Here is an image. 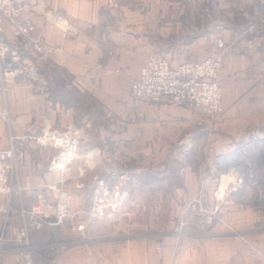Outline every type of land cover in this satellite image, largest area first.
Here are the masks:
<instances>
[{
  "label": "crops",
  "instance_id": "1",
  "mask_svg": "<svg viewBox=\"0 0 264 264\" xmlns=\"http://www.w3.org/2000/svg\"><path fill=\"white\" fill-rule=\"evenodd\" d=\"M42 1L47 10L73 22L77 33L66 36L41 13H23L22 18L31 20L47 43L60 49L49 58H34L41 76L48 75L47 71H65L81 95L93 99L97 90L107 92V96L112 93L98 82L96 71L122 69L137 76L146 58L157 53L160 42L170 36H166V29L182 28L184 33L185 28H193L192 20L197 21L195 26L206 27L205 15L215 13L214 27L222 29L220 34L215 32L216 37L227 41L234 37L237 41L221 71L224 114L214 131L209 132L206 118L198 111L133 101L126 89L121 98L98 97L103 105L117 108V131L111 138L102 127L97 141L80 145L79 158L64 174L66 189L73 195L75 210H89L94 181L114 173L125 174L138 208L134 217L125 213L110 222H89L82 234L71 232L70 222L65 223L60 228L64 240L70 232L71 237H81L82 241L64 249L55 264H228L225 253L230 256L229 248L222 241L198 244L190 236L178 238L175 230L187 213L203 206L209 210L218 207L216 189L221 177L233 168H246L239 164L241 155L264 151V26L252 27L261 1ZM5 37L14 44L8 24ZM204 39L185 46L190 61L211 53V43L204 45ZM201 45L205 48L199 49ZM193 47L196 50L189 51ZM66 99L62 92L42 95L24 85L14 87L9 93L12 127L7 132L0 122V150L8 147L11 134L37 137L47 118L61 131L96 114L88 101L80 100L78 106L76 100ZM112 142L118 146L114 150L109 149ZM57 154L53 148L27 140L20 182L34 186L58 181L61 173L50 169ZM80 167L86 169L84 189L79 188ZM4 200L0 194V203ZM34 203L27 195L22 201H12L15 208L28 209ZM20 224L19 216L13 214L9 237ZM217 227L218 223L212 230L218 232ZM33 233L41 231L31 233L36 239L38 235ZM159 239L166 243L162 253L157 250ZM16 260L17 255L8 253L1 256L0 264H15Z\"/></svg>",
  "mask_w": 264,
  "mask_h": 264
},
{
  "label": "built area",
  "instance_id": "2",
  "mask_svg": "<svg viewBox=\"0 0 264 264\" xmlns=\"http://www.w3.org/2000/svg\"><path fill=\"white\" fill-rule=\"evenodd\" d=\"M261 2L260 12L252 27L264 26V0ZM28 10L41 13L48 23L66 36L77 33L73 22L59 12L47 10L42 0H0V122L3 124L11 123L8 96L14 87L24 85L42 94H51L54 90L51 79L43 82L34 58H49L60 52V49L47 43L31 20L22 18ZM6 24L12 27L14 44L5 37ZM236 43L234 37L231 41L216 37L211 53L202 61H187L176 66L157 53L149 55L140 78L130 80L133 96L154 104L187 107L201 113L206 120H219L223 112L221 71L231 46L234 47ZM22 49L25 51L22 52ZM96 135V118L90 117L72 123L61 131L54 129L47 118L37 137L9 136L8 147L0 150V194L5 196V200L0 203V258L13 253L17 255L15 264L56 263L64 249L77 243L64 240L59 232L65 223L70 222L68 228L71 232L82 234L89 222H110L125 213L133 217L136 215L138 205L127 186L129 178L118 173L94 181L92 206L89 210L74 209L73 195L66 189L64 174L68 165L79 158L80 145L94 141ZM29 139L35 140L40 146L58 151L50 166L52 171L61 173L58 181L34 186L20 182L26 165L25 147ZM78 172L81 179L79 188H84L86 169L80 167ZM236 175L237 172L233 170L228 177L230 193L236 191L237 187L241 188ZM223 177L219 188L223 185ZM25 195L34 198L35 203L28 209L15 208L13 198L22 201ZM13 214L19 216L21 224L14 229V235L9 237L8 229ZM215 222L216 212L213 215L210 211L198 209L191 218L181 220L175 233L178 238L207 234ZM43 230L53 233L56 239L55 246L52 244L44 247V256L39 253L31 238L33 231ZM9 244L13 246L12 249L8 248ZM165 249V241L159 239L158 252L162 253ZM48 252H51L49 257L46 256Z\"/></svg>",
  "mask_w": 264,
  "mask_h": 264
},
{
  "label": "rangeland",
  "instance_id": "3",
  "mask_svg": "<svg viewBox=\"0 0 264 264\" xmlns=\"http://www.w3.org/2000/svg\"><path fill=\"white\" fill-rule=\"evenodd\" d=\"M216 17L217 15L215 13L205 15L206 27L195 26L197 24V21L192 20L189 23L191 26H193V28H185L184 33L182 28L176 29L173 27L171 29H166V36H170L166 37L164 41L160 42L159 51L157 52V54L165 57L173 66H176L179 63L187 62L191 59L190 55H188L189 52L184 50L185 46H187V43L194 42L199 38H205L204 45L207 46L211 43L212 49V43L216 38L215 32L218 31V34H220V32L222 31L220 27H214L215 24L213 22L216 21ZM210 37H213L214 39L211 41ZM204 45L199 46V49H204ZM232 49L233 47L231 46L229 53H231ZM193 50H196V47H193L191 49L189 48V51ZM147 59L148 58H146L144 65L147 63ZM203 59L194 60L199 62ZM144 65L142 66V68L144 67ZM142 68L140 69L137 76L133 75L132 72L124 71L122 69H105L104 71H96V79L98 80V82H100L101 85L103 84L104 86L108 87L109 90L112 91L111 95L107 96V92L97 90L96 99H93L91 96H82L78 91V88L73 85V79L69 75H67L65 71H47L48 75H44L43 73V82L47 79H51L53 81L52 84L54 90H52V96H57L62 92L67 96L66 100L74 99L77 101L78 106L81 105V102H79L80 100H86L88 101L90 106L94 107V110L96 111L94 117L96 118L97 133L94 141H97L99 138V134L102 131V127H104V132L110 133L111 138H113L114 135L112 134H114V131H117L116 128L118 127V117L116 116L117 108L115 107V105L113 104V107L103 105L99 101V99H103L104 96H107V98L109 99H116L117 97L121 98L124 90L126 89V94L128 95L129 99L133 101L149 102L141 98H135L133 96L131 88L130 80L132 78H140L142 74ZM220 78L221 80H223L222 72ZM214 81L215 80H213V82ZM222 83L224 89V82L222 81ZM223 114L224 107L222 115ZM10 116L11 123L4 125L7 132L8 130H11L12 127L11 111ZM219 122L220 119L213 121L207 120V127L209 129V132L214 131ZM110 126H113L114 129H111ZM114 143L115 142L111 143L109 149L114 150V148L118 147ZM249 149L251 150L252 148L250 147ZM249 149H247V151ZM239 164L246 166V168L242 170L241 166L238 169H231L228 173H224L223 181L225 178V183L227 184V181H229L228 177L231 176L234 170L237 172L236 176L240 185L242 184L241 188L237 187L236 191L230 193L231 187H229V184H227L226 187L224 184V186L222 185L223 188H219V185L221 184L220 179L216 189V195H218L220 200L217 205L218 207H214L213 210H209V208H206L204 206L198 208L202 209L203 211H210L213 215L216 212V222L214 223L210 232H208L207 234L200 233L199 236H190L192 238L189 239H192V241L198 244H212L222 241L225 244V247L229 248L226 251L230 252V256L228 257L225 253V258L229 260L228 262H226L228 264H264V151L258 155H241ZM235 180L237 181V179ZM197 210L194 211V213L197 212ZM191 216V212L187 213L186 215L187 219L191 218ZM216 223H218L216 231H218L219 233L215 232V229L214 231L212 230L215 227ZM59 232L61 233V230ZM33 234L38 235L36 239L34 238V236L31 238L33 240V244L38 248V250L40 251L39 253L42 256H44L45 253L44 247L50 246L52 244H54L52 246H55L56 244V239L53 236L54 234L50 231L43 230L41 231V234ZM64 237L67 239L66 241L77 243L79 241H82L81 237L80 239L75 238V236L71 237L70 232L67 234V236ZM80 244L81 243H79V245ZM12 247L13 246L10 245L8 248L12 249ZM50 253L51 252H48L46 256L49 257ZM85 256L87 255L85 254Z\"/></svg>",
  "mask_w": 264,
  "mask_h": 264
},
{
  "label": "bare ground",
  "instance_id": "4",
  "mask_svg": "<svg viewBox=\"0 0 264 264\" xmlns=\"http://www.w3.org/2000/svg\"><path fill=\"white\" fill-rule=\"evenodd\" d=\"M162 69V71H165L163 68H161ZM226 181H225V179H224V181H223V186H224V184H225V187L227 186V184L225 183ZM228 183V182H227ZM239 186H241L240 185V183H239ZM223 188V187H222Z\"/></svg>",
  "mask_w": 264,
  "mask_h": 264
}]
</instances>
